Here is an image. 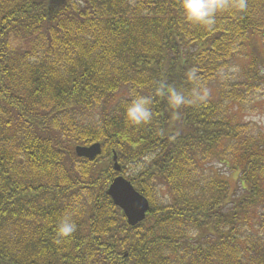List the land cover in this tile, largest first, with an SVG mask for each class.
Here are the masks:
<instances>
[{
  "label": "trees",
  "instance_id": "16d2710c",
  "mask_svg": "<svg viewBox=\"0 0 264 264\" xmlns=\"http://www.w3.org/2000/svg\"><path fill=\"white\" fill-rule=\"evenodd\" d=\"M258 94L264 0H0V264H264Z\"/></svg>",
  "mask_w": 264,
  "mask_h": 264
},
{
  "label": "water",
  "instance_id": "95a60500",
  "mask_svg": "<svg viewBox=\"0 0 264 264\" xmlns=\"http://www.w3.org/2000/svg\"><path fill=\"white\" fill-rule=\"evenodd\" d=\"M101 152V146L98 143L90 146H76L74 153L77 158L87 160L95 159ZM113 170L119 173L121 168L117 163L116 154L112 152ZM107 196L115 207L123 214L126 223L129 227H135L141 223L149 210V203L145 197L139 194L121 175L116 176L110 183Z\"/></svg>",
  "mask_w": 264,
  "mask_h": 264
},
{
  "label": "rangeland",
  "instance_id": "374dc122",
  "mask_svg": "<svg viewBox=\"0 0 264 264\" xmlns=\"http://www.w3.org/2000/svg\"><path fill=\"white\" fill-rule=\"evenodd\" d=\"M236 70L231 69V73H235ZM237 115L241 119L242 122H249V123H255L259 127L264 126V94H258L256 97L247 102L246 104L242 105L238 109H236ZM147 160H144L143 162L134 165L129 168L127 174L129 175H136L146 163ZM211 169L217 174V177L221 180L227 181L232 188L235 184L236 175L232 174L228 169L224 166H221L220 164H217V162H213L210 165ZM239 186V184L237 185ZM238 191H241L240 188H238ZM239 194V192H236ZM162 196V202H166L168 200V197L165 193V191L161 192Z\"/></svg>",
  "mask_w": 264,
  "mask_h": 264
}]
</instances>
